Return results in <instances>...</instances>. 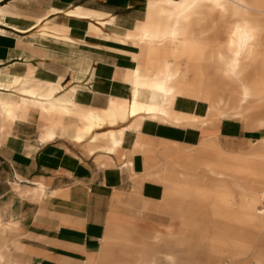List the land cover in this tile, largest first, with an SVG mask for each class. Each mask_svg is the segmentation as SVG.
I'll return each instance as SVG.
<instances>
[{
	"label": "crops",
	"instance_id": "crops-1",
	"mask_svg": "<svg viewBox=\"0 0 264 264\" xmlns=\"http://www.w3.org/2000/svg\"><path fill=\"white\" fill-rule=\"evenodd\" d=\"M4 1L0 85L25 86L35 96L39 81L62 88L71 100L56 101L51 108L43 101L32 103L16 119L43 128L51 122L53 128L61 126L51 141L36 135L34 123L0 127V206L10 222L1 212L0 218L16 248L8 264H105L113 258L107 251L109 224H158L159 213L174 214L183 224L191 216L193 229L203 212L197 200L201 182L182 174L179 186L171 167L156 174L145 153H160L190 174L204 167L214 177L215 195L248 173L247 160L210 158L211 151L221 149L219 143L231 149L261 138L233 119L246 120L250 130L264 129V78L258 75L263 38L243 31L247 22L241 8L233 10L227 0H12V8L3 7ZM218 10L224 18L233 12L236 30L226 41L209 45L223 64L222 86L199 87L194 83L199 74L182 65L189 62L186 41L195 42L194 29L213 23ZM168 13L160 29L154 21ZM254 16L264 21L258 12ZM250 72L257 77L251 79ZM207 113L220 121L207 128L209 138L219 143L212 140L192 154L183 148L203 144L206 126L157 121L193 125V116ZM164 179L168 189L160 182ZM255 179L263 180L264 173ZM168 190L175 196L169 197ZM246 205L242 212L247 218ZM230 213L217 218L213 208L215 222L229 220ZM144 228L152 233L148 239L158 233ZM167 229L169 235L176 232L173 226ZM188 230L177 229L182 241L168 236L175 240L168 243L183 246ZM223 237L236 241L242 236ZM193 239L187 245L197 249Z\"/></svg>",
	"mask_w": 264,
	"mask_h": 264
},
{
	"label": "rangeland",
	"instance_id": "rangeland-1",
	"mask_svg": "<svg viewBox=\"0 0 264 264\" xmlns=\"http://www.w3.org/2000/svg\"><path fill=\"white\" fill-rule=\"evenodd\" d=\"M11 1L12 0H8V2L4 1L1 5L3 7L7 6ZM9 6L12 8L14 7V4H10ZM171 7V12H173L175 6L171 5ZM170 13L165 14V16L162 14L160 18L154 21L160 23L158 24L161 26L159 27L160 29H162L164 24L167 22L168 15ZM214 15L216 16L214 17L215 21L213 23L209 21L210 23L204 24L203 26L194 29L193 36L195 37V42L190 43L188 40L186 41V44L188 45L186 49V60L189 62H184L182 64L184 68H188V70L191 68L197 74H199L198 79H200V77L204 78L206 84L208 80L219 83L223 77V64L216 56H213L211 52L212 47H209V45H215L214 43H219L223 40L226 41L227 37L230 35V32L234 31L233 29L236 28V26H234L235 18L233 17V12L225 18L223 17L222 10H218L217 13H214ZM242 25H246V27H243V31L247 33L250 31H255L260 34L263 38L262 44L264 46V21L259 23V20L250 19L247 23H242ZM141 41L144 42V37L141 38ZM206 45L209 47V49L208 47H205ZM198 49H201L200 53H197ZM195 59H199L200 61H195ZM260 61L258 75L264 78V52L261 55ZM155 67L157 68V64ZM153 68L154 67H149V71H153ZM249 77H251V79H255L257 74L255 72H250ZM11 88L12 87L9 88L10 93L6 94L16 96V94H14L16 90H11ZM17 90H19V88H17ZM240 90H242V87ZM33 94L38 99L43 100V104L46 105L53 104L56 101L65 103L68 101L69 104L71 102L70 96L64 95L62 88L59 89L57 87H51V84L42 83L39 81L34 83ZM182 98L205 103L204 101L195 98ZM164 105L162 106L164 107ZM205 106L208 105L205 103ZM193 117L195 118L193 125H176V123L173 122L168 123L157 120L158 122L178 127L194 128L198 125L206 126V129L204 130L206 143L204 142L198 147L183 148V150L189 154L197 152L201 149V146L212 140H216L218 142L216 137L209 138L207 128H214L215 125L220 121H218L211 113H207L205 118H199L196 116ZM6 120L7 119H0L1 129H9L15 122L34 123L37 126H34L36 135L39 137L41 136L42 140L51 141V133L56 135V133L61 132V126L55 125V128H53V122H51V124H45L43 128L39 125V123L36 122ZM233 120L240 122L245 130L250 132H259L262 134V136L257 141L249 142L247 145L231 149L225 148L218 142L221 146V149L213 150L210 153L212 155L210 158L218 157L219 155L231 159L238 158V160H245V162L246 160L248 161V173L243 175L241 179L236 180L237 184L234 185L229 183L227 190L221 189L219 191L222 198L221 205L224 209H226L225 214L227 215L231 211L229 220L222 221V219L225 217L224 216L218 217L222 219L215 222V217L213 214V208L216 203L214 197L215 188L213 186L215 180L214 177L209 175V172L204 170V167H200L195 170V172L190 174L188 171H184L176 166L174 167L172 160L164 155H161L160 153H145V156H147L151 162V170L156 174L158 172H164L166 168L171 167L174 173L172 177L175 178L179 186H181L183 182L182 174H185L192 179H198L201 182L197 200L202 205L203 212L198 215L193 229H191V216H187L183 224L181 218L178 216L168 213L162 214L159 212L158 213L162 217H158V219L162 218V222H159L158 224L149 225V223L145 222H118L109 224L107 231L109 232L107 251L109 252V258H113L111 261L106 259L105 264H194L191 261L192 258H196V264H264V198H257L255 200V210L257 215L247 211L248 209L246 207L247 220L246 216H244L242 212L246 203L245 192L249 191L250 187L253 186L254 181L257 180L255 179L256 176H260L264 173V129L250 130L246 128V120ZM128 123L129 122H126L122 126L128 125ZM65 141L70 142L69 140ZM255 144L257 145L254 146ZM165 147H171L172 149H182L176 146L168 145ZM76 148L89 156L86 152H84V149L81 146ZM97 154L105 155L102 152H98ZM119 154H121V150ZM260 180L261 179H258V181ZM263 180L259 183L260 185L257 183L258 186H264ZM160 182L163 183L162 185H165L168 189L167 181H165V179L164 181L160 180ZM15 186L17 185L15 182H13V190H15ZM168 195L169 197L175 196V194L172 191L169 192V190ZM33 199L38 200L39 198L34 197ZM0 212L5 223H9V218L5 216L6 211L1 206ZM258 213H261V215H258ZM143 226H146V228L152 227V231L154 233H158L153 234V237L148 239L152 233L147 232ZM169 226H173L176 229V232L169 235L167 231ZM182 226H185L189 229L188 235L184 237L187 242L183 244V246L180 243H168V240L170 239H168V236H175L177 239H179V242L182 241L181 235L178 233L179 230L177 231V229L181 228ZM6 231L7 226L0 218V233L3 240V243H1L2 259L0 260V264H8L9 258L14 261V254L16 253L14 241H9L6 238ZM228 233H232L233 235L235 234V236L241 235L242 237L238 238L236 241L230 239H222L220 242L216 241L214 236L215 234L223 236V234ZM194 237L195 239H193V241L196 242L197 249L187 245V243H190ZM170 241L172 242L175 240L170 239L169 242Z\"/></svg>",
	"mask_w": 264,
	"mask_h": 264
},
{
	"label": "bare ground",
	"instance_id": "bare-ground-1",
	"mask_svg": "<svg viewBox=\"0 0 264 264\" xmlns=\"http://www.w3.org/2000/svg\"><path fill=\"white\" fill-rule=\"evenodd\" d=\"M223 0H217V3L222 2ZM230 1L232 4V9L235 8H241L243 11H245L246 15H243V19L245 22H248L250 19H255L254 14L258 12L260 16H262L264 20V0L263 3H261L260 0H227ZM199 77V76H198ZM1 80V77H0ZM197 86H208V87H218L222 86L221 81L219 83L213 82L208 80L207 84L204 81V78L200 77V79H195L194 82ZM11 90H16L13 95H8L6 93H10L9 87H3L0 85V118L7 119V120H16V119H22V115L24 113H27L28 106L32 103L40 104L43 100L36 99L35 96L31 95L26 89L25 86L22 88H11ZM5 92V93H2ZM45 108H51V104L45 105ZM67 109V108H66ZM136 115V111H133L131 113V117ZM6 120V121H7ZM128 131V130H127ZM258 144V143H257ZM255 144L254 146H256ZM206 148V147H205ZM238 180V179H236ZM234 180V183L237 184V181ZM262 180L258 181L255 180L253 183V186L250 187L249 191L245 192V197L247 201V211H250L252 214H256L255 210V204L257 198H264V186H258V184ZM258 183V184H257ZM260 185V184H259ZM221 194L218 192L215 195V205H214V214L218 217H223L226 213V209H224L221 205ZM259 212V211H258ZM226 215V214H225ZM258 215H261V213H258ZM259 218V217H258ZM264 219V218H263ZM264 230V229H263ZM216 241L220 242L222 239H225L223 236L215 234ZM2 259V252H1V244H0V260Z\"/></svg>",
	"mask_w": 264,
	"mask_h": 264
}]
</instances>
